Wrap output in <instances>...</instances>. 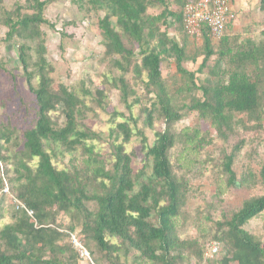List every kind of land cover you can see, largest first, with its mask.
<instances>
[{"label": "trees", "instance_id": "obj_1", "mask_svg": "<svg viewBox=\"0 0 264 264\" xmlns=\"http://www.w3.org/2000/svg\"><path fill=\"white\" fill-rule=\"evenodd\" d=\"M4 1L0 0V14ZM72 1L105 13L99 21V29L105 37L106 55L115 58V68L124 74L134 73L139 80L146 74L144 86L155 94L151 108L144 109L146 125L153 128L155 115L160 113L166 130L156 134L152 146L141 134L145 161L152 163V175L144 180L146 171L135 173L134 156L126 150L134 137V128L130 120L121 115L127 120L110 132L115 138L114 163L108 168L95 147L88 143L99 139L100 135L89 128L82 129L79 124L86 100L64 85L54 87V69L46 58L42 32L43 25L48 24L44 13L50 0H24L25 7L19 6L10 12L4 24L9 29L6 41H19L18 56L29 89L36 96L37 118L35 126L25 131L18 152L9 157H4L3 151L12 144L14 130L0 127V157L4 162L12 159L17 162L11 184L13 190L16 188L18 199L34 211L35 220L19 211L9 223L2 224L5 207L0 201V264H79V254L73 245L64 244L79 228L90 254L95 253L91 250L93 245L106 258L115 256L114 264H119L120 256L132 252L153 264H176L184 252L202 259L203 248L198 242L182 241L178 235L176 221L189 200V184L177 176L170 159V151L178 141L172 129L181 121L182 114L173 104L162 66L166 60L174 59L178 72L202 93L201 98L193 99L186 109L198 112L218 136L229 143L238 136L237 124L240 123L235 120L236 114L246 119L242 125L247 131L264 127V34L260 41L232 44L227 37L229 23L216 51L205 29L203 61L196 72H191L183 67L184 62L190 60L186 44L170 38L168 31L162 29L175 23L184 28L183 0H176L178 8L173 4V9L168 0ZM157 4L165 10L159 15L148 14ZM260 6L264 13V0H260ZM32 51L36 52V59L30 55ZM213 56L217 58L209 66ZM205 69H209V76L201 84L196 75ZM35 80H38L37 88ZM115 86L130 110L141 103L136 98L129 104L131 87L125 76L116 80ZM82 93L92 95L86 90ZM92 100L104 108L103 92H97ZM58 111H62L66 119L63 127L52 117ZM200 134L199 130H194L193 138L187 134L188 142L200 147L207 141L200 139ZM245 146L246 141L239 140L229 154H224L222 167L227 182L219 186V197L233 187L251 188L260 183L264 190V165L258 180L251 171L238 179L234 171ZM80 148L87 157L83 166L73 165L63 170L56 167L54 160L58 150L74 154ZM35 160L38 162L33 167ZM89 203H95L96 210H90ZM60 213L73 219L69 232H63L56 225ZM262 214L264 195L245 201L231 218L216 224L215 240L229 248L223 260L225 264H264L262 242L244 229Z\"/></svg>", "mask_w": 264, "mask_h": 264}, {"label": "rangeland", "instance_id": "obj_2", "mask_svg": "<svg viewBox=\"0 0 264 264\" xmlns=\"http://www.w3.org/2000/svg\"><path fill=\"white\" fill-rule=\"evenodd\" d=\"M44 1V0H43ZM194 0H183L185 6ZM231 3L230 25L227 37L232 44H240L247 40L260 41L264 34V13L259 10V0H229ZM176 0H168L170 8ZM168 5V7H169ZM19 6L25 7L24 0H5L0 14V127L14 130L13 142L3 151L4 157L13 156L18 152V146L23 144V136L26 130L31 129L36 124L38 106L36 96L29 89L23 66L19 59V41H6L9 29L5 26L4 20L10 12L15 11ZM183 9L184 7L181 6ZM180 8V9H181ZM175 9V8H174ZM165 8L161 4L151 7L148 11L150 15H159ZM24 14L26 11L24 10ZM105 16L104 12L93 11L88 4L80 6L72 0H50L44 17L48 24L43 25L42 32L46 46V58L54 69L52 77L54 87L60 85L68 87L70 90L80 94L85 99L86 107L83 109L82 117H79L81 128H89L100 135V138L88 142L95 147L100 160H103L108 168L114 163V140L110 136L112 129L123 120L129 119V124L134 128V137L126 150L133 154V165L135 173L146 171V177L152 175V163L145 161V152L142 150V135L146 136L148 143L152 146L156 140V134L166 130L165 122L160 118V113L155 115L154 127L148 128L144 113L145 108H151L155 100V94L150 93L144 86L147 82L146 74L139 80L134 73L124 74L114 66L115 58L106 55L105 37L99 29V21ZM170 38L177 40L181 44H186L189 61L184 62L183 67L191 72H196L204 57V38L196 40L189 38L181 29L179 23H175L167 29ZM35 47V44H30ZM212 45L216 51L219 50V43L212 40ZM36 59V52L32 51ZM216 56L209 62L212 66ZM140 60V58H138ZM164 80L167 84L173 104L182 114L181 121L173 127V132L177 134L178 141L170 151V159L174 166V172L178 177L185 179L189 184V200L182 211V216L176 221L178 235L182 241L195 242L203 248L204 257L197 259L188 252L182 253V257L176 264H225L224 258L229 248L217 240L216 224L224 222L226 218L237 212L245 201L264 195L262 184H257L251 188H230L224 195L218 196L219 186L226 184L227 175L223 171L222 162L225 153H230L232 146L239 140H245L246 146L234 165V171L241 177L251 171L259 179L261 168L264 165V127L257 130L247 131L242 125L246 122L243 116L236 114L238 136L229 143L218 136L210 123L202 119L198 112L190 111L185 107L190 105L193 99H200L202 93L195 90L190 80L183 77L177 70L174 59L166 60L162 66ZM125 76L131 87L132 104L136 98L141 103L135 105L131 110L122 101L121 92L115 86L116 80ZM209 76V69L203 73H197L196 78L202 84ZM38 80L34 81L37 88ZM83 90L89 91L92 95H84ZM103 92L105 96L104 108L99 107L93 100L97 97V92ZM123 115L127 119L120 116ZM56 124L63 127L66 119L62 111L52 114ZM131 117L134 118L131 120ZM134 124H138L135 127ZM252 126V125H249ZM194 130L201 132L200 139L207 141L200 147L188 142L187 134L193 138ZM142 134V135H141ZM5 144V143H4ZM84 155L82 148L73 153L58 150L54 160L56 167L60 170L71 169L73 165L83 166ZM2 161V172H0V201L4 203L5 219L2 224L9 223L15 212H19L13 203L17 196V191L11 184L15 178L17 162L12 159L9 162ZM38 160L32 163L34 167ZM4 179L9 185V192H5ZM225 188V186H224ZM90 210H96L95 203H89ZM73 223L70 215L60 213L56 219V225L63 232H69ZM261 241L264 247V214L252 220L244 228ZM73 236L76 237L89 253L85 246L80 228L69 238L64 240V244H72L74 250L79 254V264H114L115 256L106 258L91 246L94 255L83 257L80 249L76 246ZM116 242V241H114ZM218 244L220 253L211 258L208 256L207 243ZM207 249V250H206ZM175 255V254H173ZM135 252L128 256H120L119 264H153L140 259ZM226 259V258H225ZM231 259V258H230ZM230 264H237L232 262Z\"/></svg>", "mask_w": 264, "mask_h": 264}, {"label": "built area", "instance_id": "obj_3", "mask_svg": "<svg viewBox=\"0 0 264 264\" xmlns=\"http://www.w3.org/2000/svg\"><path fill=\"white\" fill-rule=\"evenodd\" d=\"M183 26L185 33L196 40L203 37V32L208 29L212 40L220 42L226 34L227 25L230 23L231 3L229 0H194L187 3L182 11ZM2 168V161L0 160ZM0 168V172L2 169ZM5 192H9V185L4 179ZM18 211L26 212L29 217L35 220L34 211L16 198L13 200ZM73 240L80 249L83 257H90V253L81 244L78 243L75 236ZM220 253L218 244L208 245V256L214 258Z\"/></svg>", "mask_w": 264, "mask_h": 264}, {"label": "crops", "instance_id": "obj_4", "mask_svg": "<svg viewBox=\"0 0 264 264\" xmlns=\"http://www.w3.org/2000/svg\"><path fill=\"white\" fill-rule=\"evenodd\" d=\"M246 1H247V0H246ZM259 2H260V0H259ZM175 4H176V3H175ZM175 7H177V8H178V6H177V5H175ZM259 10H261V6H260Z\"/></svg>", "mask_w": 264, "mask_h": 264}]
</instances>
